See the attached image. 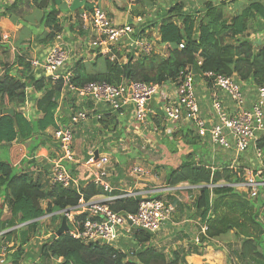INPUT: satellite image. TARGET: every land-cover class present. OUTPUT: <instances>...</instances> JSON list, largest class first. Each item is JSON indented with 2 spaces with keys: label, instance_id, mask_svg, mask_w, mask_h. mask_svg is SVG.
<instances>
[{
  "label": "trees",
  "instance_id": "obj_1",
  "mask_svg": "<svg viewBox=\"0 0 264 264\" xmlns=\"http://www.w3.org/2000/svg\"><path fill=\"white\" fill-rule=\"evenodd\" d=\"M22 1L12 0L8 4L0 5V43L2 28L15 24V17L12 14ZM54 1H31L38 9L44 10L39 25L43 28L41 41L45 45L53 42L62 32V25L59 22L62 11L56 7ZM226 4L223 1L219 5H214L213 0H208L204 4V13L200 16L198 13L194 15L185 13L183 5L177 3L164 14L160 23L157 21L150 23H156L158 26L160 44L169 47L165 57L152 54L150 57L141 56L133 60L129 55L125 59L127 62H120L117 56L118 61L111 62L108 56L98 55L93 62L94 73L89 72L78 62L72 67L70 83L82 86L93 81H103L118 85L123 80H128L166 84L177 81L179 73L190 68L195 79L211 71L233 77L243 92L249 89L253 93L255 88L264 84V44H258L255 39L256 35L264 34V8L260 2L253 0L241 12L233 10L232 13L235 15L230 16L226 11ZM173 16L179 18L180 24L172 21ZM249 29H252L250 34ZM180 43H184L183 49L178 48ZM100 60L102 62H99ZM199 60L201 65H198ZM27 87L33 89L28 93ZM61 92V79L53 81L34 76L26 57L17 53L14 62L7 66L0 77V146L8 150L14 148V144L28 140L33 144L35 138L41 146H45L47 140L52 139L47 130L56 127L55 113ZM252 93L248 94V98H251ZM28 98L33 102L35 112L26 118L15 107L27 104ZM75 102L71 97L63 102V110L59 116L62 125H69L70 116L80 109L81 105L77 106ZM11 106L14 109V116L4 115L3 111ZM157 114H160L159 110ZM116 119V115L106 114L99 123L104 125L103 129H107ZM117 131L118 135L122 136V131ZM177 136V133H172L168 137L173 140ZM43 137L45 139H42ZM178 140L192 148L201 138L189 130L186 135L179 136ZM256 145L264 157V137L259 139ZM34 150L35 148L28 153L32 154ZM171 153L175 154V151L171 150ZM50 156L54 158L53 154ZM197 158L200 156L197 157L196 151L193 150L174 168H169L165 177L166 184L170 187L183 184L200 186L195 209L200 220L206 222L208 226V238L221 239L231 234L237 238L242 237L239 252L242 264H264V221H259L260 216H263L264 220V211L259 212L264 209V199L261 198L264 188L259 189L256 198H251L248 193L234 187L245 181L246 168L240 166L230 168L229 164H222L216 165L211 171L202 158ZM25 160L26 166L34 163L33 159ZM64 165L76 179L79 174L77 165L69 163ZM259 169L260 167L256 165L252 172ZM43 187L40 179H34L24 172L21 165L20 168H15L13 161L0 158V211L5 210L8 214V217L0 220V232L17 225H22L20 228L23 230L16 235L14 244L18 243V250L9 256L12 264H18L24 245L32 238L42 233L47 234L49 231L54 236L41 243L39 256L42 262L38 264H45L44 261L47 259H62L60 264H185L187 256L200 254L197 249H189L186 252L174 251L167 257L151 246H143L152 238L147 232L134 233L136 250L129 260L124 252L113 247L85 245L67 234L56 237L55 232L60 222L54 227L47 223L49 229L48 227L43 229L41 224L39 225L41 217L51 215L50 220L53 221L56 213L77 206L82 199L90 201L102 195V192L91 182L79 183L78 189H65L57 184L51 185L48 190ZM139 200L138 197L117 199L110 204V208L117 213H136ZM42 202L46 203V207L42 206ZM7 233L9 237L14 232ZM205 241L208 239L202 237L201 243Z\"/></svg>",
  "mask_w": 264,
  "mask_h": 264
},
{
  "label": "built area",
  "instance_id": "obj_2",
  "mask_svg": "<svg viewBox=\"0 0 264 264\" xmlns=\"http://www.w3.org/2000/svg\"><path fill=\"white\" fill-rule=\"evenodd\" d=\"M0 1L8 4L10 0ZM100 1L83 0L88 7L78 15L82 28L89 32L85 45L86 50L94 49L97 54L108 56L112 62L118 61L117 53L120 51L123 52L125 59L129 55L134 60L140 55H151L155 50L154 44L146 37L136 35L134 25L116 23L99 5ZM128 1L131 5L135 0ZM65 36V33L61 32L39 57L28 59L31 66L42 70L46 77H50L53 81L62 80V92L55 113L56 127L49 132L60 149L58 158L52 161V185L57 184L65 189L79 188V181L71 176L64 165V163L80 164L75 159V153L71 147L74 140L72 128L88 120L99 121L106 114L116 115L120 120L125 116L126 111L132 115L133 121L131 120L130 124L137 130L148 123L150 116H157V110H159L166 124L184 121L190 125L194 135L202 140H208L212 147L234 151L237 156L252 148L256 158L262 159L263 154L256 144L264 137V84L255 88L251 98H247L233 77H226L211 71L201 74L200 80L208 84L212 90L211 120H207L201 116L195 95L196 80L190 68L181 71L177 81L173 83L150 84L123 80L118 85L94 81L81 87L75 86L70 83L72 72L65 70L69 58L68 51L65 49L66 44L63 42ZM3 37L2 40L6 42L7 37ZM178 48L183 49L184 43H180ZM12 50L15 51L14 48ZM198 65H201V60L198 61ZM218 92L230 102L232 109L224 105ZM69 94L76 99V105H81V107L70 116L69 125L64 126L59 121L61 103L68 98ZM153 98L161 105L150 109L148 102ZM153 130H157L154 125ZM166 130L170 131H167V134L174 132L170 127ZM110 162L111 155L108 153H99L97 158L90 154L83 167L88 169L90 182L101 190L102 195L90 201L82 199L77 206L58 213L66 219L68 230L65 234L85 245L114 248V244L121 237L133 230L154 234L160 230L164 222L170 221L175 212L171 203L152 198L140 199L136 213L112 211L110 204L115 200L135 199L139 195L135 191H126L119 196H106L112 192L106 171ZM233 167L234 165L230 166V168ZM209 168L211 171L214 170V166H209ZM131 172L138 177L153 175L151 171L140 166L133 167ZM262 176V169L256 172L246 171L245 181L234 187L244 190L251 198H256L259 189L264 188ZM46 216L51 217V215ZM207 231L206 222H202L199 236L195 241L197 244L201 243L202 237L207 238L208 241L211 240L207 236ZM52 236L54 234L49 231L35 239L41 244L51 239ZM15 248V244L8 242L0 246V264H12L9 255L15 253Z\"/></svg>",
  "mask_w": 264,
  "mask_h": 264
},
{
  "label": "rangeland",
  "instance_id": "obj_3",
  "mask_svg": "<svg viewBox=\"0 0 264 264\" xmlns=\"http://www.w3.org/2000/svg\"><path fill=\"white\" fill-rule=\"evenodd\" d=\"M144 1H145L146 5L142 7V11L146 10V14L145 15H144V13H142V14H143L144 18L146 17L145 18L146 22H144L142 24L136 23L134 25L135 31L137 33H140L141 29H143V30L145 29L146 34L143 32L144 34L140 33V35L148 38L154 44L155 50H154L153 54L154 55H160L161 57H165L169 51V48L167 46H166V48L161 47V45L158 43L159 40H157L158 35H159V31L155 32L157 30L158 26L155 25L156 23H154V24H150V23L155 22V21H157V23H160L164 14H166L167 11L170 10L172 7L177 5V3L178 4L181 3L183 5V10L185 13H189V14H193V15L195 13H198L197 15L201 16L204 13L203 12L204 4L208 0H144ZM223 1H225L227 3L226 5L228 6V8L230 7V9L226 8L227 13L230 16H234L235 13L234 14L232 13V11L234 10V7H238L237 8L238 11L241 12L242 9L245 8L247 6V4L253 0H213V3H214V5H217V4L219 5L220 2H223ZM55 3H56V7L57 6L61 7L62 0H56ZM127 3L129 4L128 0H127ZM5 4L6 3H0V5H5ZM64 9H66V8H64ZM69 10H68V12H69ZM82 10L83 9H78L76 12H81ZM173 14L176 15L175 12ZM78 15L79 14L77 13L74 16V20L76 23L81 24L80 20L78 19ZM172 21L177 23V24H180L179 18L177 16H173ZM129 23L131 25H133V20L130 21ZM148 29L150 30V32L148 31ZM251 32H252V29H249L248 33L250 34ZM3 36L7 37L6 34L4 35L3 29H2V37ZM85 39L88 40V36L86 38L85 37H82V38L78 37V39L72 43H70L71 42L70 37H66L63 39L64 43H66V45H67L66 47H67L68 56H69V59L65 65V69H71L76 63L79 62L82 65H84V67L89 72L94 73L93 62L96 60L95 55H96L97 51L96 50H94V51L88 50L87 51L85 48V45L87 43V42H85L86 41ZM51 44H52V42H48V44H46V45L45 44L41 45V44L37 43V41L35 40L29 44V47H27L25 49H23V47L20 48V50H21L20 52H21L22 56L26 57V59H31L32 57L37 56V54L40 51H42L48 45H51ZM262 44H264V38H262ZM13 47L16 48V51H12L11 48H13ZM17 50H18V46L12 42L10 45H8L7 43H4V44L0 43V77L3 76V72L7 68V66H9L12 62H14V59H15L16 54H17ZM85 51L87 52V54H84ZM117 56L119 57L120 62L126 61L122 51L118 52ZM99 62H102V60H100ZM99 66H100V64H99ZM32 73L34 74V76H36L38 78L39 77H44L46 79L49 78V77H46L43 72L39 71V69H32ZM31 89H33V88L27 87L28 93H29V90H31ZM249 93H252L251 90L249 91V89H245L244 94L247 98H248ZM253 94H254V92H253ZM195 95H196V91H195ZM27 97H28V95H27ZM69 97H71V96L68 95L67 99H69ZM71 98H73V97H71ZM75 101H76V99H75ZM27 103L28 104H25L27 106L23 109L24 111H21V109L19 110L20 106L19 107L16 106L15 108L17 109L18 112L24 113V115L26 117H30V115L32 114L31 111L34 110V104H32L33 102H31L30 98H28ZM57 103H58V100H57ZM62 103H61V111L63 110L62 109ZM223 103L225 106H228V103H229V105H231L229 101L228 102L226 101ZM25 105H23L22 107H24ZM148 105H149L150 109L152 107L158 108V106H160L161 103L158 102L155 98H153L148 102ZM210 106H211V100H210L209 106L206 104V108L208 107L207 109H209ZM11 108L13 109L12 106H11ZM210 111H211V108H210ZM110 117H112V116H110ZM127 118H129L130 121L131 120L133 121L132 115H129V114L126 116V119H120V122L118 121V116H117V119L115 120V122H111L109 125V128H107V129H103L104 125H101L99 123L100 120L99 121H96V120H90L89 121L88 120V122H83V123L77 125L76 127L74 126L72 128L73 133H74V140H73V145L71 147L75 153V159L78 160L80 162V164L84 165L88 161L90 154L94 155L95 150H99L98 153H104V154L108 153L111 155V162L106 167V171L108 172V174L111 172V170L109 169L110 166L111 165L112 166L117 165V164H115V160H117L119 163L122 164V166H124L125 169L128 170V172H130V175L132 174L131 169L135 166L143 167L146 170L151 171V174H154L155 172H157L159 174V177L161 178V179L159 178V181L161 182L160 184L164 185L165 184V176H164L165 173H164V171L168 168V166L174 165V167H175L177 164H179V162L181 160H184V157H181V155L183 154L182 152L185 150V148L187 146L186 144H184L183 141H180V140L178 141L179 135L176 137V139H173V140L168 137L169 135H172V133H175V132H171V134L170 133L167 134V131L168 132H170V131L166 130V128L170 127L171 129H174L177 123H173V124L167 123L166 124V122L163 120L162 116L160 114H158L155 117L150 116L147 120L148 123L143 128H140L139 130H137L131 124H130V126H128L129 123L126 122ZM107 120L108 119H106V121ZM156 120L159 121L158 124H157ZM153 125L157 129L156 131L153 130ZM117 130L122 131V136L118 135ZM148 138L152 139V141H148L149 140ZM42 139H45V137H43ZM53 141H54L53 139H49V140H47L45 146H41L40 143L38 142V139L35 138L33 140V142H34L33 144H32L31 140H28L26 142L18 144V146H17L22 150L23 154L25 152L24 158H27L29 161L31 159H33V161H34V163H33V166H34L33 170L34 171L24 170V172L28 173L31 176L33 175L32 177L34 179H40L41 183H42V180H41L42 177L40 175L42 173L45 174L43 176V178L46 181H45V183L44 182L42 183L44 186L43 189H45V190H48L51 186V184H49L51 181L49 182L48 176H49V173L52 175V172L50 171V169L52 170V161L54 159L58 158L59 151H60L58 144L56 142H53ZM198 143L200 144V146ZM198 143H194V145L191 148V151L195 150L197 157L201 156L200 158H202V157L205 158L209 155V154L207 155V153H208L207 149L208 150H209V148H211V150L217 149L216 147H212L211 145H209L210 143L206 139L205 140L201 139L198 141ZM15 145H17V144H15ZM20 145H22V146L20 147ZM17 147H14L12 149L10 148L7 150V149H4V147L0 146V158L3 160L9 161V162L15 161L16 162L15 168H17V167L20 168V165L22 168H26L27 161L25 159H23L22 161H19L17 158L15 160L12 159V154L14 155L17 152V149H18ZM33 148H35V150L32 152V154H29L28 152ZM171 150L175 151V156H174V154L171 153ZM131 151H133V152L129 156V153H131ZM222 151L225 152L226 154L230 155L231 162H234V164H232V165H234V167L240 166V167H244V169L246 168L247 171H252L253 168H255V166L258 165V167H260V169H262V171H263L262 178L264 179V157H262V159L256 158L255 154L253 153L252 148L249 149L248 151H246L244 154H240L239 156H237L236 153H234V151H228V150H223V149H222ZM187 152H188V150H187ZM50 154H53L54 158H51ZM20 155H21V153H20ZM216 157H218V156L216 155ZM17 160L21 163H17ZM208 160H210V159H208ZM203 162H207V161H203ZM49 167H51V168L49 169ZM165 167H166V169H165ZM45 171H48V173H45ZM131 177H133L134 181H136L135 178H140V177L135 176L133 174L131 175ZM131 177L129 176L130 180H127L126 181L127 183L133 181ZM261 198L264 199V193L261 195ZM42 206L46 207V203L42 202ZM262 211H264V209H261L259 212L261 213ZM0 212H1L0 213V220H3V217H1V216L5 215L6 212H5V210H2ZM6 217H8V216L6 215ZM63 217L64 216L61 214H56L53 221H51L50 217L47 218V216L46 217L43 216L40 219L41 221H40L39 225L41 224V227L43 229L48 227L47 223H49L50 226L54 227V225H57L59 222H61V219ZM259 221H261V222L264 221L263 216H260ZM164 223H166V222H164ZM20 227H21V225H17L16 227H13L11 229L4 230L6 232L3 231V233L0 235L1 236L0 237V246L4 242L14 244L16 242L15 241L16 235L20 234L23 231V230H21ZM48 229H49V227H48ZM9 231H13L14 233H13V235L8 237L7 232H9ZM134 233L135 232L133 230L132 235H134ZM126 235H128V234H126ZM151 235H154V234H151ZM229 236H233V235L231 234ZM220 240H221V243L223 244V238H221ZM237 240H234V242L236 241V243H234V244L233 243L232 244L231 243L230 244L225 243V245L223 244L224 247L225 246L227 247V248L225 247L226 248L225 255L231 264H233V263L234 264H239V263L242 264L241 259L239 257V252H240V249L242 246V237H239ZM32 243H35L36 245H38V243H40V241L36 240L35 238L34 239L32 238L26 245H24V247H29V250L32 251L33 255H35V251H36L35 248L37 247V249H40L39 247L41 244L34 247V246H32ZM15 246H16V248H15L16 249L15 252H16L19 248L18 243H16ZM219 247H220L219 248L220 250L221 249L223 250V247H221V246H219ZM235 249H237V250L239 249L238 254H235L236 256L233 254L234 253L233 250H235ZM123 250L125 251L124 253L127 255L128 260H129L132 258V253L134 252V250H136V248L134 246V243H131V244L125 245V247L123 246ZM22 251H24V248L22 249ZM226 252H227V254H226ZM229 253L233 256V262L229 258V255H228ZM30 254L31 253H29V255ZM234 258H236L237 260ZM45 262H46V260L44 261V263ZM49 263L53 264L52 261H50Z\"/></svg>",
  "mask_w": 264,
  "mask_h": 264
},
{
  "label": "crops",
  "instance_id": "obj_4",
  "mask_svg": "<svg viewBox=\"0 0 264 264\" xmlns=\"http://www.w3.org/2000/svg\"><path fill=\"white\" fill-rule=\"evenodd\" d=\"M56 1V0H55ZM54 1V3H55ZM258 1L262 4L264 8V0H254ZM12 2V0L9 1V3ZM73 0H62L61 7H58L59 9H62L60 15H59V22L62 25L63 32L65 33V37H70L71 42H74L78 39V37H87L89 32L83 30L82 24L76 23L74 20V16L81 12L76 11H70L69 8L72 4ZM0 3H4L0 1ZM99 5L102 7V9L105 11L108 16H110L116 23L118 24H124L128 23L133 20V25L136 23H144L146 22L144 15L146 14V10L142 11V7L145 6L144 0H135L134 3L131 5L127 3V0H101L99 2ZM83 6H87L86 4ZM88 7V6H87ZM233 7V6H232ZM66 8V9H64ZM228 8V6H227ZM238 7H235L234 10H238ZM230 9V7L228 8ZM66 10V11H65ZM69 10V12H68ZM232 10V9H231ZM43 9H38L37 6L32 3L29 0H23L17 7V9L12 14L15 17V24L11 27H4L3 32L4 35L6 34L8 37V41L4 42L8 45L12 43L16 44L18 46V52L21 54L20 48L23 47V49L29 47V44L32 41H37V43L43 45L44 42L41 41L43 38L42 33V27L39 25V20L42 16ZM152 27V26H151ZM141 34H146L145 29L140 30ZM139 31V32H140ZM150 32V30L148 29ZM144 32V33H143ZM155 32H158V28ZM154 33V32H153ZM264 33V32H263ZM153 35V34H152ZM41 36V37H40ZM263 36V37H262ZM262 38H264V34H258L256 35V40L258 44L262 43ZM252 39V37H251ZM254 39V38H253ZM86 40V39H85ZM159 40V37L157 38ZM86 40L85 42H87ZM64 42V40H63ZM1 43V44H4ZM66 44V43H65ZM67 46V45H66ZM86 48V47H85ZM84 48V49H85ZM67 50V47H65ZM88 51V50H87ZM90 51V50H89ZM92 51V50H91ZM44 52V49L38 53V55H41ZM30 53V52H29ZM84 54H87L85 51ZM68 68V67H67ZM71 68V67H70ZM70 70V69H65ZM196 97L197 101L200 107L201 116L204 119L211 120V111L210 108H206V104L210 105V100L212 96V90L208 85L203 83L200 78L196 79ZM218 96L223 102H228V100L223 96L222 93L218 92ZM28 104V103H27ZM20 107L19 110L24 111L23 109L26 107ZM230 109H232V106L229 105L226 106ZM14 110V109H13ZM156 111V109H154ZM33 115L35 112V109L31 111ZM24 115V113H22ZM129 114L128 111H126L125 116H123L121 119H126V116ZM30 115V117H31ZM130 115V114H129ZM25 116V115H24ZM26 117V116H25ZM29 118V117H26ZM118 121L120 122L119 118ZM157 121V120H156ZM128 126H130V119L127 118L126 120ZM159 122V121H157ZM125 128V127H124ZM52 129H49L47 132H49ZM175 133H177L179 136H184L188 133L189 130H192L190 125H188L186 122L182 121L176 124L175 128L173 129ZM193 132V130H192ZM194 133V132H193ZM195 134V133H194ZM146 137V136H145ZM148 141H152V139L148 138ZM179 141V140H178ZM208 141V140H207ZM54 142V141H53ZM112 142V141H111ZM198 143V142H197ZM199 144V143H198ZM15 145V144H14ZM210 145V144H209ZM15 145V147H17ZM22 145H20L21 147ZM200 146V144H199ZM202 147V146H201ZM17 152L13 155L12 159L15 160L16 158L19 161H22L25 157L22 153V150L17 147ZM200 148V147H199ZM206 148V147H205ZM217 149L209 148L207 149V157H202L203 161L207 166H216V165H224L229 164L231 166L234 162H231V157L229 154H226L222 151L221 148L216 147ZM188 150V152H187ZM199 150V149H198ZM218 150V151H217ZM26 151V150H25ZM27 152V151H26ZM129 153V156L132 154ZM191 152V148L186 146L185 150L182 152L183 154L181 157H184L187 153ZM21 153V155H20ZM216 155L218 157H216ZM175 156V154H174ZM201 157V156H200ZM200 159V158H197ZM205 159V160H204ZM210 159V160H208ZM17 160V163H21ZM28 160V159H27ZM14 164L16 165V162L14 161ZM114 166H110L111 172L108 174L107 181L112 187V192L110 194H107L108 197H115L123 194L126 191H135L138 193V198H152V199H160L163 201H166L168 203H171L174 208L175 212L172 215L170 221H166V223H163L161 225V228L158 232L154 233L152 235L151 241L147 243L146 246H151L155 250L163 253L165 256L169 257L172 252L174 251H188L189 249H197V251L200 254H190L185 258V264H231L229 260L227 259L225 255L226 248L224 247L225 243L227 244H234V240H237L238 238L235 236H226L223 237V244L221 243L220 239H213L210 241H205L203 243L197 244L195 241L199 236L200 228L202 221L200 220V217L196 213L195 209V202L197 198L199 197V189L200 186H189L187 184L180 185L178 187H170L166 184L161 185L159 181V174L155 172L153 175L135 178L136 181L133 180V177H131L130 172H128L127 169L122 166L121 163H119L117 160H115ZM20 165V164H19ZM33 165L26 166L24 170L26 171H34ZM51 167H49L50 169ZM174 168L173 166H168L167 169ZM166 169V167H165ZM167 169L164 171V176L166 177ZM132 170V169H131ZM51 171V169H50ZM77 171L79 172V175L76 177V180L81 182H90V178L88 175V169L83 167L82 164H77ZM36 174V173H35ZM45 174H41L42 177V183H45V179L43 178ZM33 176V175H32ZM48 176V175H47ZM129 176L132 178L133 181L127 183V180L129 179ZM52 175L49 173V182L51 181ZM161 179V178H160ZM52 185V181L49 183ZM241 192H245L244 190H239ZM156 195V196H155ZM105 196V197H106ZM6 215H2L1 217L6 218ZM233 235V234H232ZM225 240V241H224ZM133 241V242H132ZM238 241V240H237ZM240 241V240H239ZM134 243V237L132 235V231L128 235H124L121 237L117 243L114 244V248L121 250L122 252H125L123 250V246L127 244ZM40 243H38L39 245ZM35 243H32V246H38ZM223 247V250L219 249L220 247ZM240 249V248H239ZM239 249L233 250V254H238ZM35 255L32 254V251L29 250V247H24V251L21 253L20 257L18 258V264H38L42 262V259L39 256V249L37 247L35 248ZM223 252V253H222ZM29 253H31L29 255ZM227 254V252H226ZM229 258L233 262V256L229 253ZM236 256V255H235ZM15 257V256H14ZM238 257V256H237ZM14 260V258H12ZM236 259V258H234ZM237 260V259H236ZM52 261L53 264H59L62 262V259L58 260H51L47 259L45 264H50L49 262ZM11 262V261H10ZM234 264V263H233ZM241 264V263H239Z\"/></svg>",
  "mask_w": 264,
  "mask_h": 264
},
{
  "label": "water",
  "instance_id": "obj_5",
  "mask_svg": "<svg viewBox=\"0 0 264 264\" xmlns=\"http://www.w3.org/2000/svg\"><path fill=\"white\" fill-rule=\"evenodd\" d=\"M82 4H83L82 0H73L69 9L74 11V10L80 8L82 6ZM3 114L14 116V110L12 108L6 109L3 111ZM94 157L95 158L98 157V150H95ZM67 230H68V227H67L66 219L63 217L61 219L59 228L55 232L56 237H60V236L64 235Z\"/></svg>",
  "mask_w": 264,
  "mask_h": 264
},
{
  "label": "bare ground",
  "instance_id": "obj_6",
  "mask_svg": "<svg viewBox=\"0 0 264 264\" xmlns=\"http://www.w3.org/2000/svg\"><path fill=\"white\" fill-rule=\"evenodd\" d=\"M82 1H83V0H82ZM83 5H85L84 2H83V4H82V6H81L80 8H78V9H83V10H84L87 6H83ZM78 9H76V10H74V11H77ZM83 10H82V11H83ZM71 11H72V10H71ZM79 14H80V13H79ZM107 15H108V14H107ZM109 17H110V16H109ZM83 30H84V29H83ZM85 31H87V30H85ZM140 33H142V32H140ZM140 33H137V32L135 31V34H136V35H137V34H140ZM158 37H159V36H158ZM147 39H148V38H147ZM148 40H149V39H148ZM149 41H150V40H149ZM158 43L160 44V38H159V42H158ZM160 45H161V47H163V48H166V46L168 47V45H165V44H160ZM168 48H169V47H168ZM93 51H94V49H93ZM153 53H154V52H153ZM153 53H152V54H153ZM152 54H151V55H152ZM98 55H101V54H97V53H96L95 56L97 57ZM101 56H106V55H101ZM141 56H146V55H140V57H141ZM148 56H150V55H148ZM138 58H139V57H137L136 59H138ZM68 59H69V58H68ZM136 59H135V60H136ZM133 60H134V59H133ZM67 61H68V60H67ZM111 62H112V61H111ZM114 62H116V61H114ZM29 63H30V62H29ZM66 63H67V62H66ZM30 65H31V64H30ZM31 67H32V66H31ZM32 69H34V68L32 67ZM39 71L42 72V70H40V69H39ZM70 71H71L72 74H73L72 68L70 69ZM49 79H51V78L49 77ZM51 80H52V79H51ZM93 82H94V81H93ZM86 84H87V83H86ZM84 85H85V84H84ZM75 86H77V85H75ZM82 86H83V85H82ZM77 87H81V86H77ZM69 96H71V95L69 94ZM62 105H63V103H62ZM79 106H80V105H79ZM80 107H81V106H80ZM57 108H58V107H57ZM78 110H79V109H78ZM102 119H103V118H102ZM89 121H90V120H89ZM98 154H99V153H98ZM246 171H247V170H246Z\"/></svg>",
  "mask_w": 264,
  "mask_h": 264
},
{
  "label": "clouds",
  "instance_id": "obj_7",
  "mask_svg": "<svg viewBox=\"0 0 264 264\" xmlns=\"http://www.w3.org/2000/svg\"><path fill=\"white\" fill-rule=\"evenodd\" d=\"M62 32H63V29H62ZM7 39H8V37H7ZM7 41H8V40H7ZM7 41H6V42H7ZM2 43H4L3 40H2ZM52 43H53V42H52ZM48 46H49V45H48ZM48 46H47V47H48ZM13 48H14V47H13ZM11 49H12V48H11ZM14 49H15V51H16V48H14ZM12 51H13V50H12ZM17 53H18L19 55H21V54L18 52V50H17ZM39 56H40V55L37 54V56H34V57H39ZM32 58H33V57H32ZM26 60L28 61V59H26ZM58 213H59V212H58ZM58 213H56V214H58Z\"/></svg>",
  "mask_w": 264,
  "mask_h": 264
}]
</instances>
